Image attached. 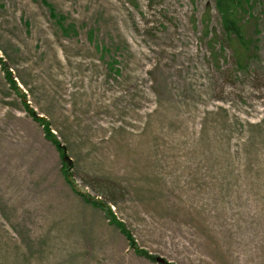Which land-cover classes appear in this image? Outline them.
Returning a JSON list of instances; mask_svg holds the SVG:
<instances>
[{
    "label": "rangeland",
    "instance_id": "1",
    "mask_svg": "<svg viewBox=\"0 0 264 264\" xmlns=\"http://www.w3.org/2000/svg\"><path fill=\"white\" fill-rule=\"evenodd\" d=\"M259 1L240 71L215 0H0V264H264Z\"/></svg>",
    "mask_w": 264,
    "mask_h": 264
},
{
    "label": "trees",
    "instance_id": "2",
    "mask_svg": "<svg viewBox=\"0 0 264 264\" xmlns=\"http://www.w3.org/2000/svg\"><path fill=\"white\" fill-rule=\"evenodd\" d=\"M259 2V0H215V9L220 16L221 33L210 28V15L204 19V22H206L205 36L209 38L210 52L217 66H221V60L226 58L227 50L231 52L234 64L240 71H247L256 60L259 51L260 17L255 11ZM98 195L102 196L101 193ZM85 198L89 202H103L101 198L94 200L88 196Z\"/></svg>",
    "mask_w": 264,
    "mask_h": 264
}]
</instances>
